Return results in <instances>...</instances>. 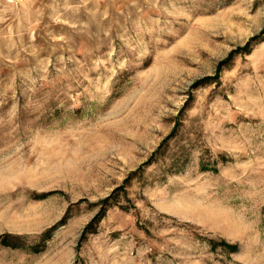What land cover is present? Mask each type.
I'll return each instance as SVG.
<instances>
[{
	"label": "rangeland",
	"instance_id": "rangeland-1",
	"mask_svg": "<svg viewBox=\"0 0 264 264\" xmlns=\"http://www.w3.org/2000/svg\"><path fill=\"white\" fill-rule=\"evenodd\" d=\"M0 264H264V0H0Z\"/></svg>",
	"mask_w": 264,
	"mask_h": 264
},
{
	"label": "trees",
	"instance_id": "trees-1",
	"mask_svg": "<svg viewBox=\"0 0 264 264\" xmlns=\"http://www.w3.org/2000/svg\"><path fill=\"white\" fill-rule=\"evenodd\" d=\"M212 244H216V243H219L218 245L220 246H223L224 248H227L231 251L235 250L236 249V246L232 243H229V242H226V241H210Z\"/></svg>",
	"mask_w": 264,
	"mask_h": 264
}]
</instances>
